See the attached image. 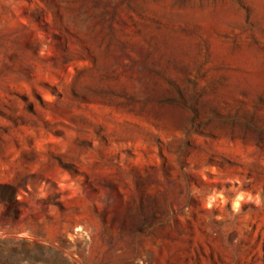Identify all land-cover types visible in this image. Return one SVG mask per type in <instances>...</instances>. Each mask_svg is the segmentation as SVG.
<instances>
[{"label": "rangeland", "instance_id": "obj_1", "mask_svg": "<svg viewBox=\"0 0 264 264\" xmlns=\"http://www.w3.org/2000/svg\"><path fill=\"white\" fill-rule=\"evenodd\" d=\"M0 264H264V0H0Z\"/></svg>", "mask_w": 264, "mask_h": 264}, {"label": "trees", "instance_id": "obj_2", "mask_svg": "<svg viewBox=\"0 0 264 264\" xmlns=\"http://www.w3.org/2000/svg\"><path fill=\"white\" fill-rule=\"evenodd\" d=\"M3 200V199H2Z\"/></svg>", "mask_w": 264, "mask_h": 264}]
</instances>
